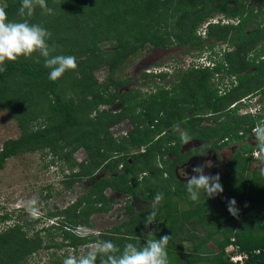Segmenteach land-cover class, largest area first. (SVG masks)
I'll return each instance as SVG.
<instances>
[{
    "label": "trees",
    "instance_id": "obj_1",
    "mask_svg": "<svg viewBox=\"0 0 264 264\" xmlns=\"http://www.w3.org/2000/svg\"><path fill=\"white\" fill-rule=\"evenodd\" d=\"M249 1L46 0L53 13L44 14L37 6L31 17L19 15L21 0L0 2L8 20H27L51 32L49 44L57 46L51 55H71L77 62L74 70H67L56 81L48 78L50 69L44 67L43 57L36 62L38 53L5 62L6 70L0 72V107L17 120L21 133L3 142L0 170L15 155L41 151L57 156L62 170L69 171L64 175L66 187L85 179L93 181L75 201L46 215L58 218L49 227L30 234L33 223L16 220L0 229V264H29L33 254L52 246L71 247L79 256L80 246L102 240L112 241L121 250L129 242L142 247L148 232H155L157 239L172 236L166 249L169 264H234L226 253L231 243L249 254L245 264H264V251L255 252L264 248V170L252 169L254 161H261L252 154L255 146L245 143V151L230 158L220 175L221 197H208L201 190L198 200L189 199L186 182L175 171L191 152H182L184 144L179 132L173 130L174 124L191 137L209 141L212 147H224L245 140L264 116L241 113L239 105L231 107L244 96L264 93V0H254L258 5L247 8ZM213 12L229 21L223 23V17L210 21ZM207 21L203 35L200 27ZM54 38L59 42L51 41ZM107 42L110 48L103 49ZM147 43L153 47L177 43L188 46L184 53L207 52L211 64L178 65L175 79L168 83L163 82L167 72H145L141 78L146 91L144 87L120 91L130 79L122 81L114 75ZM223 43L226 47L219 49ZM102 66L109 68V76L99 81L94 71ZM227 74L237 75L238 85L220 94L218 84ZM119 101V110L108 109ZM206 119L215 123L206 124ZM124 120H129L132 128L117 137L111 128ZM80 148L87 156L77 161L74 153ZM107 188L127 196L126 219L98 233H78L79 227L94 226V214L113 209ZM234 188L239 195L246 190L262 193V205L254 203L252 209V198L236 201L237 215H232L224 196ZM157 193L163 199L156 206V223L145 228L144 220ZM131 197L149 204L137 211ZM183 198L190 203L188 208L179 207L178 199ZM212 203L223 207L222 218L208 219L213 216ZM245 214H260V218L244 223ZM10 218L8 213L2 214L0 223ZM38 220L41 218L31 221ZM203 226L206 233L200 235L197 228ZM53 229L61 232L58 243L50 233ZM184 235L195 240L194 250H186L181 242ZM210 241L219 250L204 254L202 249Z\"/></svg>",
    "mask_w": 264,
    "mask_h": 264
},
{
    "label": "rangeland",
    "instance_id": "obj_2",
    "mask_svg": "<svg viewBox=\"0 0 264 264\" xmlns=\"http://www.w3.org/2000/svg\"><path fill=\"white\" fill-rule=\"evenodd\" d=\"M2 4H4V0H0ZM254 5H258V3L254 4V0H251L247 3V8H251ZM224 16L223 14L213 12V17L210 19H219ZM262 17V16H261ZM260 16L257 19H253L252 24H254L255 20H259ZM256 18V17H255ZM228 18H226L227 20ZM224 20V22H227ZM205 40H208L205 38ZM54 43L59 42L57 38L52 39ZM50 41V42H51ZM49 43V41H48ZM107 42L103 44V49H109L111 44ZM63 44L64 41H63ZM226 43L219 44L218 48L226 46ZM188 47V46H187ZM186 46H180L177 43H172L166 47H153L152 44L147 43L144 47L138 50V52L131 57L128 58L126 63L122 65V67L117 71L114 75L115 78H118L122 81H130L121 86L120 91H130L133 87H144L146 85L145 80H142L141 76L143 73L148 71L158 70L159 68H164L165 65H171L176 62H182L180 65H184V61L189 55L198 54L199 52H187L184 53V50L187 48ZM205 54V52H204ZM95 77L99 81H104L109 76V68L107 66H102L101 68H97L94 71ZM176 76V75H175ZM173 81V78L167 76L166 80H163L164 83H168ZM147 81V80H146ZM144 91L147 90V87L143 88ZM142 90V91H143ZM253 104L251 107L255 105V98L252 99ZM240 105V104H238ZM101 108L104 106L101 105ZM108 109L116 111L122 107V103L116 102L111 106H107ZM240 107V106H239ZM250 107V106H249ZM117 125V124H116ZM115 127V126H113ZM111 131L115 136L123 135V133L128 132L131 128V122L129 120H124L118 123L117 128ZM21 130L18 125L17 120H15L8 110L0 107V150L2 148L3 142L9 138H17L20 136ZM247 143L248 145L255 146V137L252 136V133L247 136L245 141L240 142H232L231 145L226 146L220 150V157H216L215 154H207L204 156V159L211 160L213 162V167L205 168L206 175H222L224 171L229 166V160L234 153L239 151L241 144ZM200 142L197 143L199 145ZM244 145V144H243ZM185 148V147H184ZM136 151H139L135 149ZM134 150V151H135ZM87 156V152L84 148L78 149L74 153V157L77 161L83 160ZM170 156V158H172ZM255 157V156H254ZM203 158V157H202ZM213 158V159H211ZM170 160V159H168ZM63 164L59 161L57 156H54L51 153H44L41 151H30L20 153L18 155L9 158L6 161L5 167L0 170V215L4 213H8L11 218L8 221L0 223V229L5 228L6 226L14 223L16 220L29 221L33 223L30 226V234L34 232L40 231L43 228L49 227L52 223H56L58 218H49L46 215L49 212L57 211V209H63L68 206L70 203L75 201L76 197L81 195L89 188L93 181L89 179H85L82 182L72 183L71 187H66L63 183L65 180L64 175L68 174L69 171L62 170ZM252 169H260L264 170V161H254L252 163ZM179 171V170H178ZM249 175L250 171H248ZM103 176L106 175L104 172ZM185 182L186 179L181 177ZM181 179V181H182ZM264 178H262V181ZM106 195L114 200V207L109 212H101L94 214L92 217L93 227H79L77 229L78 233L83 232L85 230L86 233H98L99 231L110 229L114 227L117 223L122 222L126 219L127 213L125 212L127 196L122 193L115 192L111 188H107L105 190ZM50 194V196H47ZM221 197L222 194L218 193ZM217 195V194H216ZM233 195H237L238 198L236 201H243L252 198L249 208L254 207V203L262 205V193H257L256 191H242V195L237 193V189H233L230 193L225 197L227 201L233 199ZM31 199H36L38 201L39 214L35 218H41L37 222H32L34 219L25 209V202ZM131 204L135 206L137 211H140L149 204L147 201L141 198L131 197ZM190 203H188L186 198L178 199V205L181 209L188 208ZM245 206V204H243ZM217 206V207H216ZM216 207V208H214ZM264 208V205H263ZM213 209V210H212ZM212 214L213 216H209L208 219L211 218H222L224 213L223 207L219 204L212 203ZM222 210V211H221ZM221 211V215L219 216V212ZM246 215V216H245ZM242 218L241 222L251 221V219H259L260 214H257V217H254L252 214H245ZM254 217V218H253ZM219 218V219H220ZM231 220V219H230ZM254 221V220H252ZM152 226V225H151ZM195 224L189 225L190 231L193 229ZM212 228V226H211ZM200 235H205L204 226L201 228H197ZM46 232H43L45 234ZM50 233L55 234L54 242L61 241V232L56 229L51 230ZM191 236V234H189ZM176 238L174 241L176 242ZM193 239L183 236L182 244L185 246L186 250L192 251L194 250L195 245L197 244ZM96 243H92L89 245L80 246L78 250V254H83L87 251L90 246L95 245ZM231 247L226 249V253L228 254ZM219 250L218 246L212 241L208 242L202 252L204 254L212 255ZM69 254L76 255V252L73 248H57L56 246H52L50 248H43L39 250L37 253L33 254L29 259V264H61L64 258H66ZM66 255V256H64ZM61 261V262H59Z\"/></svg>",
    "mask_w": 264,
    "mask_h": 264
},
{
    "label": "clouds",
    "instance_id": "obj_3",
    "mask_svg": "<svg viewBox=\"0 0 264 264\" xmlns=\"http://www.w3.org/2000/svg\"><path fill=\"white\" fill-rule=\"evenodd\" d=\"M37 6L42 9L44 14L53 13V9L48 7L46 0H21L19 15L31 17ZM51 36V32L39 24H30L27 20L21 22L8 20L6 11L0 8V72L6 70L3 67L6 61H15L21 56L32 57L35 53L39 54L36 60L37 63H39V57L44 58V67L50 69L48 78L52 81L58 80L67 70H74L77 67L74 56L51 55L57 47L55 44L50 45L48 43ZM233 75L227 74L223 77L224 79L227 78V82H230V87L225 92H230L232 88L238 85L237 75L235 80L231 78ZM263 96V93L260 91L256 95L250 94L246 97L244 96L237 104H232L231 107L234 108L238 104H247V111L242 112V110H239V112L252 113L253 115L264 114ZM253 98H255V106L251 107ZM239 106L241 108V105ZM173 130L179 132L182 144L187 145L193 140L186 131L181 129L179 124H174ZM252 136L255 137L256 148L252 154L261 161H264V116L256 122L252 130ZM141 151H144V148ZM157 160L159 161V158ZM213 166V162L207 160L204 164L193 167L192 172L195 175H189L183 168L179 169V175L187 181L185 184L189 199L193 201L198 200L201 190L208 197H214L216 194L223 192L224 189L220 182V175L205 174V168ZM181 177H179L180 180L182 179ZM182 181L185 182L183 179ZM162 199L163 195L160 193L154 196L151 204L152 210L144 220L145 228L156 223V206ZM236 203L235 199H231L228 202V211L234 216L237 215ZM25 209L29 215L34 218L37 217L39 214L38 201L36 199L28 200L25 202ZM155 236V232H148L144 235L146 243L142 247L129 242L124 245L122 250L110 240L98 241L79 256L69 254L63 259L62 264H169L166 249L172 236L164 235L159 239L154 238ZM228 247H231L228 253L229 256L242 253L238 245L234 243H231ZM238 261L240 262L242 259Z\"/></svg>",
    "mask_w": 264,
    "mask_h": 264
},
{
    "label": "flooded vegetation",
    "instance_id": "obj_4",
    "mask_svg": "<svg viewBox=\"0 0 264 264\" xmlns=\"http://www.w3.org/2000/svg\"><path fill=\"white\" fill-rule=\"evenodd\" d=\"M226 47V46H224ZM191 56H194V57H204L206 56L209 60V54L207 52L202 53V54H198V55H189V57ZM187 59V58H186ZM186 59L184 61V64H187L186 63ZM180 63L183 64V61L182 62H176V63H173L171 65H165L164 68H159L158 70H154V71H148V72H151V73H161V72H167L168 73V76L173 78V80L175 79V74L177 72V69H178V65L180 66ZM184 67V65H183ZM172 81V80H171ZM170 81V82H171ZM264 95V93H263ZM264 97V96H263ZM241 105V108L240 110H242V112L244 111H247V104H240ZM204 123L206 124H214L215 121L214 119H206L204 120ZM193 140L189 142V144L187 145H183L182 149L183 151L182 152H191L190 155L187 157V159L185 161H183V163H181L179 166H176L175 168V171H176V175H178V178L181 177L179 175V169L180 168H183L189 175H195V173L192 172V169L193 167L197 166V165H202L205 163V159H204V156H206L207 154L211 155V154H217L216 157H220L221 155H218V154H221L220 150L226 146H218V147H212L210 142L209 141H204L202 139H198L196 137H192ZM245 141V140H243ZM242 141V142H243ZM200 142L199 145H197V143ZM245 144V143H243ZM243 144H241L240 148L238 150H240L241 152H244L245 151V148L243 147ZM229 146V145H227ZM185 147V148H184ZM203 157V158H202ZM213 159V158H211ZM207 169H205L204 171L206 172ZM208 172V170H207Z\"/></svg>",
    "mask_w": 264,
    "mask_h": 264
},
{
    "label": "built area",
    "instance_id": "obj_5",
    "mask_svg": "<svg viewBox=\"0 0 264 264\" xmlns=\"http://www.w3.org/2000/svg\"><path fill=\"white\" fill-rule=\"evenodd\" d=\"M223 17V18H222ZM220 17L219 19L215 20V19H210V21H213V22H218L221 18H222V22H224V20H226V18L224 16ZM210 21H207L205 22L201 27H200V31L203 35L206 34V28H207V25L210 23ZM227 22L229 21L228 19L226 20ZM193 62H196V65L199 66L200 63L202 64H205V65H210L211 62L207 59L206 56L204 57H194V56H191V57H188L186 59V63L187 64H184V68H187L191 63ZM235 75H233L231 78L233 80H235ZM227 78L224 79L223 77L221 78V83L218 84V88H219V91L220 93H224L226 91L227 88L230 87V82H227ZM118 125V124H117ZM117 125H115V127H113V129H118L117 128ZM237 248V247H236ZM264 251V248H257L255 250L256 253H260ZM249 257V254L246 253V252H242L241 254H235V255H231L230 256V260L234 263V264H245V259H247ZM239 259H242V261H238Z\"/></svg>",
    "mask_w": 264,
    "mask_h": 264
}]
</instances>
